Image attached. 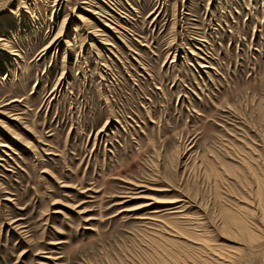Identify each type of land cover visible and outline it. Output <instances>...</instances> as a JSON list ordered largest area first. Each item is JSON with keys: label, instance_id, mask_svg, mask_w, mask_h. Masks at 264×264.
<instances>
[{"label": "rangeland", "instance_id": "1", "mask_svg": "<svg viewBox=\"0 0 264 264\" xmlns=\"http://www.w3.org/2000/svg\"><path fill=\"white\" fill-rule=\"evenodd\" d=\"M262 200L264 0H0V264H204L153 237L195 214L247 254Z\"/></svg>", "mask_w": 264, "mask_h": 264}, {"label": "bare ground", "instance_id": "2", "mask_svg": "<svg viewBox=\"0 0 264 264\" xmlns=\"http://www.w3.org/2000/svg\"><path fill=\"white\" fill-rule=\"evenodd\" d=\"M67 22H68V18H65L62 23L67 24ZM1 48H2L1 50L5 49L3 46H1ZM242 166L244 167L243 164H242ZM227 168L226 167L220 168L218 170L215 169V172H217V174H219L222 177L223 176L229 177V176H231L230 174L235 173V171L230 170L231 168L230 169H227ZM233 175H235V174H233ZM139 188H143V189L148 190L149 187L141 186ZM137 190H139V189H137ZM159 192H169V189L166 188L164 191H159ZM180 198H182V199H180ZM191 203H193V202H191L188 198L183 196V197H177L176 200H173L170 202L167 201L166 203H162V205H166L167 207H174V210H177V214L179 216L178 218H180L182 220L185 218L184 217L185 212L187 210H190L193 207H195ZM260 203L262 204L263 200ZM150 205H152V204H150ZM150 205H145L142 208L150 207ZM263 205H264V203H263ZM139 208H141V207H139ZM223 209H225V208H223ZM137 210H138V208H137ZM159 212L164 213L163 211H157V213H159ZM165 212H167V211H165ZM195 215L196 216H193L192 218L189 219L191 224L193 225V229H191V230L195 232V235L192 236L191 233L188 235V234H186V232L184 233L183 231H180V229H178L177 227H173V226L169 227L168 225H165V223L161 222V225L162 224L163 225L159 226V229H154L155 233H153V237L161 238L162 240L164 239L166 242L165 241L163 242L161 239L159 241L163 242L164 244L169 243L168 244L169 248L171 247L169 245H172V247H173V245H177V246H179L178 248H181V249L183 248L182 249L183 251H185V249H186V251H187V252L185 251L186 253H190V254L193 253V257H194V254H198L199 258L202 260L201 263H204V264H256V261H261L262 264H264V247H261L262 245L257 243V242H259V238L262 239V236L258 235L261 232L258 231L257 229L256 230L253 229V227L251 228L250 227L251 224L247 223V221H245V219L248 218L250 215V213L247 211V209H243V211L240 209L232 210V211L225 209L223 212V215H222L223 220H224V226H226L225 227L226 230L227 229L229 230L228 232L233 233L234 235H237V236H241L242 238H246L247 240H249L250 243L249 244L247 243L248 244L247 246L244 245V247L247 248V252H248L247 254H240V253L238 254V252H241V250L236 249V248L234 249V247L230 248L227 245L215 244V242L212 240L209 232L206 231L204 228L206 222H204V220H201L202 218H199L197 216L198 214H195ZM253 217L254 216H252V218ZM249 219L251 220L250 217H249ZM154 246H156V245H154ZM154 246H152V247H154ZM159 246H161V245H159ZM164 247H167V244ZM175 248H176V246H175ZM175 248H174V250H176ZM158 249H156V250H158ZM174 250L173 251L171 250V252L173 254L171 253L170 255H172V256L174 255ZM153 251H154V249H153ZM163 251H167V250H163ZM177 251H175V252H177ZM156 252L158 253V251H156ZM159 252H160V249H159ZM169 253L167 252V255ZM178 253L180 254L179 251H178ZM154 256H155V254H154ZM173 257H177L176 254ZM185 257L187 258V256H185ZM177 258H179L178 261H180L181 255H180V257L178 256ZM160 260H162V259H160ZM163 260H162V262H163ZM174 260H175V258H174ZM194 260H195V258H194ZM173 263L175 264V262H173ZM186 263H180V264H186ZM195 263H197V262H195Z\"/></svg>", "mask_w": 264, "mask_h": 264}]
</instances>
